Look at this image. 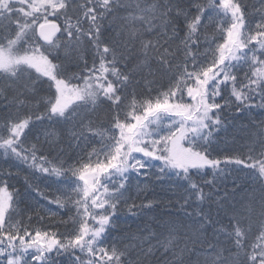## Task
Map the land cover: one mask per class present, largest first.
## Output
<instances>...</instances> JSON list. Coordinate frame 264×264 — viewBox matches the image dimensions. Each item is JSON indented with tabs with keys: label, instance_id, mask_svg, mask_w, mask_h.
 <instances>
[{
	"label": "snow or ice",
	"instance_id": "snow-or-ice-1",
	"mask_svg": "<svg viewBox=\"0 0 264 264\" xmlns=\"http://www.w3.org/2000/svg\"><path fill=\"white\" fill-rule=\"evenodd\" d=\"M255 109L264 0H0V264H264V119L209 151ZM142 178L182 212L116 235Z\"/></svg>",
	"mask_w": 264,
	"mask_h": 264
},
{
	"label": "trees",
	"instance_id": "trees-1",
	"mask_svg": "<svg viewBox=\"0 0 264 264\" xmlns=\"http://www.w3.org/2000/svg\"><path fill=\"white\" fill-rule=\"evenodd\" d=\"M250 3H258V0H248ZM264 119V109H255L251 114H241L240 118L236 120H229L228 130L221 132L219 134H214L213 143L209 148L214 156L223 155L225 153L241 155L243 158L244 154L247 152L245 145L249 143L247 140V133L244 129L250 128L251 123L254 120ZM0 166H5L0 163ZM6 167V166H5ZM238 166L233 172V178H236L242 186L251 187L254 183L251 176L252 170L245 169L240 171ZM22 181H11V183L16 184L17 187L20 186ZM258 186V185H257ZM167 184L163 187L152 180L141 179L139 182V188L134 186L133 195L136 197V204L140 205L146 203L148 200L153 201L152 211L137 212V215L133 216L129 213L127 207H121L118 212L117 227L118 232L116 235L124 234V230L131 228L133 233L139 235L140 233L137 229H143L146 226L154 227L152 224L153 219L163 217L168 219L165 215L167 212H182L181 209L175 207V202L178 196H174L171 192L167 190ZM229 187H231V180L229 181ZM182 194V190H180ZM193 200L195 197L193 195ZM30 203H34L32 198H29ZM193 204L188 208V211H192ZM59 219V218H57ZM63 231V229H60ZM147 235V233H144Z\"/></svg>",
	"mask_w": 264,
	"mask_h": 264
}]
</instances>
